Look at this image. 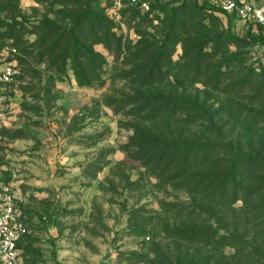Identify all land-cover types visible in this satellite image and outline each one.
Instances as JSON below:
<instances>
[{
	"label": "rangeland",
	"instance_id": "obj_1",
	"mask_svg": "<svg viewBox=\"0 0 264 264\" xmlns=\"http://www.w3.org/2000/svg\"><path fill=\"white\" fill-rule=\"evenodd\" d=\"M152 1L146 17L130 0H0V18L15 24L2 25L0 51L5 43L18 50L0 52V62L15 68L12 81L0 84V161L30 229L27 264H175V255L215 264L237 253L172 237L183 218L165 212L164 203L212 205L172 177L155 175L148 152L156 139L264 152V99L251 100L264 91V31L254 29L250 44H236L230 35H246L248 28L223 12L194 0H164V10ZM244 1L264 6V0ZM89 13L109 25L123 47L115 58L96 44L107 58L104 83L82 86L56 39L45 43L51 30L75 32ZM167 43L173 55L159 65ZM200 48L210 74L233 71L226 82L252 79L254 90L206 86L190 55ZM256 235L243 234L249 250Z\"/></svg>",
	"mask_w": 264,
	"mask_h": 264
},
{
	"label": "trees",
	"instance_id": "obj_2",
	"mask_svg": "<svg viewBox=\"0 0 264 264\" xmlns=\"http://www.w3.org/2000/svg\"><path fill=\"white\" fill-rule=\"evenodd\" d=\"M194 1L199 7L207 9L197 0ZM153 3L154 1L148 11H142L140 7H136L148 17L153 10ZM157 4L163 10L168 9V4L164 0H156ZM136 13L139 14L138 11ZM170 15L174 16L172 10ZM3 24L5 27H15V24L0 18V30ZM89 24L91 29H88ZM77 25L75 32L51 30L47 33L45 45L56 39L57 47L62 46L64 63L67 64V61H70V67L78 84L82 86L103 84L107 58L103 53L95 50L94 46L103 44L115 58H118L122 53V38L109 25L90 13L82 20L79 19ZM254 29L263 33L264 26L257 24L249 27L246 35L231 34L230 37L236 44H250L254 40L252 34ZM174 32L172 45L176 44L177 39L174 38ZM260 37L264 40V34H260ZM1 44L2 42H0V47ZM13 45L16 44L13 43ZM170 47L168 43L167 45L162 44L157 64H164L163 58L173 55L174 50ZM154 49L156 48L152 50ZM190 55L194 67L201 75L200 81H203L206 86L217 90H227L230 86V90L238 88V91L246 93L254 90L252 79L247 82H245L247 78L244 82L239 80L233 83L226 82L229 75H236L233 71L210 74L207 64L208 56L203 52V48H200L197 54L191 53ZM154 74V71H151L150 81L153 83L158 81ZM263 99L264 91L261 90L251 96V100L255 103ZM148 156L149 165L155 175L165 179L172 177L173 183L189 189L193 195L201 196L212 205L203 208L171 202L164 203L162 207L165 212L176 211L177 215L183 218L181 226L171 230L174 239L190 245L209 247L215 252L231 248L236 250V254H242L245 257L241 259L235 254L229 260L225 257L226 261L223 259L222 262L216 261L215 264H254L255 262L264 264V152L244 149L231 151L224 143L204 142L181 146L173 141L156 139L151 143ZM0 163L3 162L0 161ZM239 201L243 204L237 207L236 204ZM206 209L210 210L213 215L206 218L203 212ZM216 209L219 210L215 212ZM206 222H208V227L205 226ZM220 223L223 224L219 225ZM221 229L223 233H220ZM245 232L247 236L252 232L262 235H258L260 240L257 235L252 238L255 244L252 245L251 250L248 249V242L243 236ZM28 238L29 235L26 244ZM154 245L155 254L159 253L158 256L162 258L163 253L159 251L157 244ZM175 256L172 261L175 264H192L194 261V259L186 258L185 255H183L185 260L181 259L182 255ZM253 256H255L254 259ZM197 264L213 263L210 260L203 262L202 259Z\"/></svg>",
	"mask_w": 264,
	"mask_h": 264
},
{
	"label": "built area",
	"instance_id": "obj_3",
	"mask_svg": "<svg viewBox=\"0 0 264 264\" xmlns=\"http://www.w3.org/2000/svg\"><path fill=\"white\" fill-rule=\"evenodd\" d=\"M133 4L148 11L152 0H130ZM209 10H219L227 17L238 20L242 28L257 24L264 26V6H251L244 0H197ZM17 52V47L7 43L2 52ZM15 68L12 64L0 62V84L12 81ZM20 197L6 181L5 167L0 163V264H27L24 261L25 244L30 229L20 210Z\"/></svg>",
	"mask_w": 264,
	"mask_h": 264
},
{
	"label": "water",
	"instance_id": "obj_4",
	"mask_svg": "<svg viewBox=\"0 0 264 264\" xmlns=\"http://www.w3.org/2000/svg\"><path fill=\"white\" fill-rule=\"evenodd\" d=\"M110 255V252H107L106 254H104L102 256V260H106L108 258V256Z\"/></svg>",
	"mask_w": 264,
	"mask_h": 264
}]
</instances>
